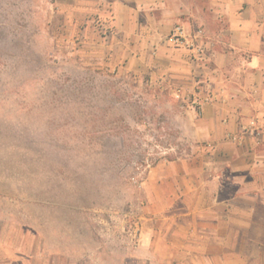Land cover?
I'll return each instance as SVG.
<instances>
[{
	"label": "rangeland",
	"instance_id": "1",
	"mask_svg": "<svg viewBox=\"0 0 264 264\" xmlns=\"http://www.w3.org/2000/svg\"><path fill=\"white\" fill-rule=\"evenodd\" d=\"M148 1L0 0V264H179L156 179L207 150Z\"/></svg>",
	"mask_w": 264,
	"mask_h": 264
},
{
	"label": "crops",
	"instance_id": "2",
	"mask_svg": "<svg viewBox=\"0 0 264 264\" xmlns=\"http://www.w3.org/2000/svg\"><path fill=\"white\" fill-rule=\"evenodd\" d=\"M152 1L159 17L148 16L172 48L156 54L183 62L170 70L177 93L199 105L192 138L207 150L157 177V195L174 199L173 209L156 211L159 239L178 244L179 264H264V0H150L146 8ZM176 27L187 46L169 42Z\"/></svg>",
	"mask_w": 264,
	"mask_h": 264
},
{
	"label": "built area",
	"instance_id": "3",
	"mask_svg": "<svg viewBox=\"0 0 264 264\" xmlns=\"http://www.w3.org/2000/svg\"><path fill=\"white\" fill-rule=\"evenodd\" d=\"M169 42L175 48H182L187 46V37L184 35L180 27H176L169 35Z\"/></svg>",
	"mask_w": 264,
	"mask_h": 264
}]
</instances>
